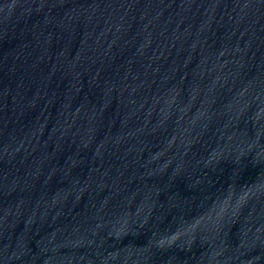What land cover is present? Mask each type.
I'll use <instances>...</instances> for the list:
<instances>
[{"label": "water", "instance_id": "water-1", "mask_svg": "<svg viewBox=\"0 0 264 264\" xmlns=\"http://www.w3.org/2000/svg\"><path fill=\"white\" fill-rule=\"evenodd\" d=\"M0 264H264V0H0Z\"/></svg>", "mask_w": 264, "mask_h": 264}]
</instances>
